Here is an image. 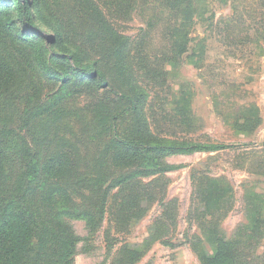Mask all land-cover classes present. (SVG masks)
<instances>
[{
  "label": "rangeland",
  "instance_id": "374dc122",
  "mask_svg": "<svg viewBox=\"0 0 264 264\" xmlns=\"http://www.w3.org/2000/svg\"><path fill=\"white\" fill-rule=\"evenodd\" d=\"M31 1L32 12L44 18L39 56L23 39V25L16 19L9 25L13 9L0 2V15L8 12L0 16V132L22 127L19 145L31 146L40 167L65 156L62 174L39 176L33 194L44 198L47 189L62 188L63 202L71 203L65 220L75 237L70 264H205L216 238L229 242L237 264H264V0H185L193 14L178 28L162 0H114L111 8L105 0ZM97 10L106 15L102 29L90 16ZM178 29L182 37H172ZM125 36L131 42L121 63L110 42ZM87 66L99 74L94 82L72 73ZM111 93L131 96L141 115ZM102 106L109 116L103 120ZM115 115L121 131L144 136L149 149L161 140L225 148L162 152L161 163L176 169L136 177L139 197L127 212L116 210L130 190H111L101 213L102 194L71 180L89 176L98 154L116 146L109 131ZM109 172L112 182L117 169ZM7 186L0 191L2 218L11 201ZM77 210L88 212L91 222ZM28 259L19 264H34V254Z\"/></svg>",
  "mask_w": 264,
  "mask_h": 264
},
{
  "label": "trees",
  "instance_id": "16d2710c",
  "mask_svg": "<svg viewBox=\"0 0 264 264\" xmlns=\"http://www.w3.org/2000/svg\"><path fill=\"white\" fill-rule=\"evenodd\" d=\"M113 1L108 2L105 0L108 8L113 7ZM162 1H164V7L176 16L177 28L185 25L184 22H188L190 17H192L193 8L189 9L186 7L187 5L184 6L185 0ZM0 2L6 3V9L11 8L14 11V19L10 21L9 25L15 26L16 20L19 21L23 25V39L31 41L30 44L34 50V55H41L38 51L39 45L37 43L40 37L38 21L40 22L44 18H37L35 11L32 12L34 2L31 0H0ZM2 13L4 15L8 14V12ZM3 14L0 16H3ZM90 16L99 29L107 25L105 12L102 13L100 10L90 11ZM28 34H34L35 36L32 40H28ZM177 35L182 37V30H175L172 37ZM115 40L113 37L110 42L112 45L111 51L116 60L124 63L122 49L127 48L131 40L126 36L122 42L120 40L118 43V40L116 42ZM114 42L115 44H113ZM183 51L184 49L182 48L178 53L180 54ZM139 55L145 58L143 48H141ZM37 64L38 68L46 75H51L50 67L42 58H37ZM93 69L90 66L76 68L72 73L80 81H85V78L89 77V80L94 82L99 77V74L98 76L92 75ZM111 94L117 97L118 101L127 102L130 111L139 114V107L131 96L126 94ZM105 117L109 116L104 115L102 106L100 118L102 120L107 119ZM119 118L118 115H115L109 119L110 140L112 142L117 141L116 146L113 143L112 148H109L103 154H98L91 166V169L96 170L91 172L89 176L83 179L80 176H76L71 180L73 181L72 185L78 188H81L83 185L82 189L91 191L94 195L102 194L101 207L98 210L101 213L104 212L106 205V195L111 190L116 188V193L122 194H124L125 190H127L126 193L130 190L128 194L124 195L116 210L117 213L124 210L127 212V206L133 204L139 197V188L137 187L139 184L137 182L132 184V181L136 180V177L158 175L175 170L176 167L166 166L161 163L160 157L162 152L166 153L165 151H169L168 153L170 154L181 153L190 155L196 152L218 151L225 148L223 145L211 142L188 143L161 140L162 145L149 149L146 147L144 136L142 139H136L130 137V132L124 133L121 131L120 124L122 122H119V120L121 121V118ZM256 125L257 122H255L254 128ZM22 129V127L8 130L3 129L0 132V191L5 182L4 190L6 191V185H8L7 192L10 193L11 197L9 206L4 211L6 218L0 216V264H19L24 255L25 261L29 262L28 255L30 254H34V264H70L75 237L73 236L71 225L65 220L70 212L68 208L71 207V203L63 202L66 200V194L62 188L47 189L46 194H43L44 198L37 194V199V196L33 194V192L36 193L33 183L39 179V176L51 178V176L62 174L66 165L65 156L54 155L48 158L44 166L40 167L42 158H39L32 151L31 146L28 143L19 145L18 131ZM4 151L10 152V158H6ZM109 168L117 169V176L112 182H108L107 178L110 176ZM65 176V181H69L66 174ZM107 183L110 184L105 188L101 185H106ZM63 185L70 184L63 181ZM99 185L103 186V191ZM60 200L61 202H59ZM71 209L73 210V208ZM77 211L80 212L81 217L85 218L86 223L89 224L91 222L92 216L88 212ZM162 243L168 246L171 245L168 241H162ZM214 244L216 252L213 257L205 260V264H237L236 259L230 260L228 251L229 242H223L216 238Z\"/></svg>",
  "mask_w": 264,
  "mask_h": 264
}]
</instances>
